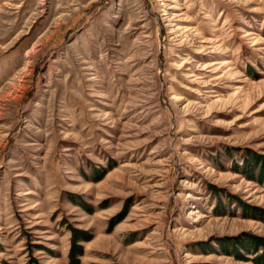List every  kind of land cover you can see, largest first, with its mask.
<instances>
[{"label":"rangeland","instance_id":"obj_1","mask_svg":"<svg viewBox=\"0 0 264 264\" xmlns=\"http://www.w3.org/2000/svg\"><path fill=\"white\" fill-rule=\"evenodd\" d=\"M263 244L264 0H0V264Z\"/></svg>","mask_w":264,"mask_h":264},{"label":"trees","instance_id":"obj_2","mask_svg":"<svg viewBox=\"0 0 264 264\" xmlns=\"http://www.w3.org/2000/svg\"><path fill=\"white\" fill-rule=\"evenodd\" d=\"M255 243V242H254ZM264 245V244H263ZM78 248H79V246H77ZM73 250H75V249H73ZM81 251V250H80ZM75 253H76V251H75ZM264 256V255H263ZM262 256V257H263ZM76 258H77V256H76ZM76 258H75V256L73 255V257L71 258V259H73L74 261H76L77 262V260H76ZM261 258V257H260ZM263 259V258H262ZM260 261H262L263 263L262 264H264V260H261L260 259Z\"/></svg>","mask_w":264,"mask_h":264}]
</instances>
